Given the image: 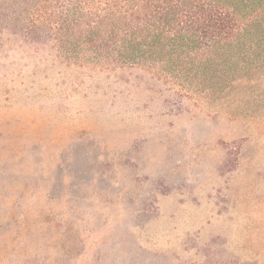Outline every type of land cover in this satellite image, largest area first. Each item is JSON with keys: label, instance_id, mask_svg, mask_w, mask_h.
<instances>
[{"label": "rangeland", "instance_id": "1", "mask_svg": "<svg viewBox=\"0 0 264 264\" xmlns=\"http://www.w3.org/2000/svg\"><path fill=\"white\" fill-rule=\"evenodd\" d=\"M56 6L0 12V264H264V93L101 68Z\"/></svg>", "mask_w": 264, "mask_h": 264}, {"label": "trees", "instance_id": "2", "mask_svg": "<svg viewBox=\"0 0 264 264\" xmlns=\"http://www.w3.org/2000/svg\"><path fill=\"white\" fill-rule=\"evenodd\" d=\"M53 3L101 68L146 70L201 107L264 93V0H0V12L42 21Z\"/></svg>", "mask_w": 264, "mask_h": 264}]
</instances>
